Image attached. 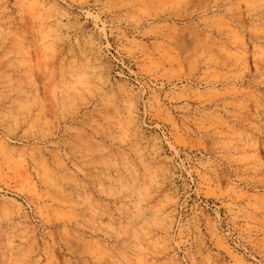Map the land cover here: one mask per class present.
I'll return each instance as SVG.
<instances>
[{
	"label": "rangeland",
	"instance_id": "1",
	"mask_svg": "<svg viewBox=\"0 0 264 264\" xmlns=\"http://www.w3.org/2000/svg\"><path fill=\"white\" fill-rule=\"evenodd\" d=\"M0 264H264V0H0Z\"/></svg>",
	"mask_w": 264,
	"mask_h": 264
}]
</instances>
